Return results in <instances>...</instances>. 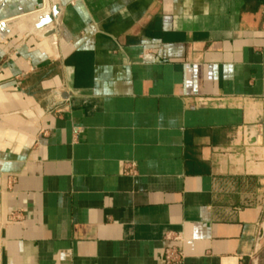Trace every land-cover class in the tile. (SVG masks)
Listing matches in <instances>:
<instances>
[{"label": "crops", "instance_id": "crops-1", "mask_svg": "<svg viewBox=\"0 0 264 264\" xmlns=\"http://www.w3.org/2000/svg\"><path fill=\"white\" fill-rule=\"evenodd\" d=\"M263 223L264 0H0V264H252Z\"/></svg>", "mask_w": 264, "mask_h": 264}, {"label": "water", "instance_id": "water-1", "mask_svg": "<svg viewBox=\"0 0 264 264\" xmlns=\"http://www.w3.org/2000/svg\"><path fill=\"white\" fill-rule=\"evenodd\" d=\"M61 13V8L58 4H55L53 7H51L50 3H46V9L43 13L39 14L38 16H35L32 19L33 32H42L43 38L48 39L53 37L56 34L55 28H53V25L55 22L58 21L59 15ZM262 232L259 237L258 246L256 250V254L258 255L257 258L253 261L252 264H261V252L264 248V223L262 224Z\"/></svg>", "mask_w": 264, "mask_h": 264}, {"label": "built area", "instance_id": "built-area-1", "mask_svg": "<svg viewBox=\"0 0 264 264\" xmlns=\"http://www.w3.org/2000/svg\"><path fill=\"white\" fill-rule=\"evenodd\" d=\"M168 247L165 250V264H183L186 258L184 251V238L177 233H169L165 236Z\"/></svg>", "mask_w": 264, "mask_h": 264}]
</instances>
